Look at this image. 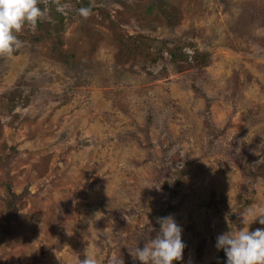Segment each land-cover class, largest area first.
Segmentation results:
<instances>
[{"label":"rangeland","instance_id":"374dc122","mask_svg":"<svg viewBox=\"0 0 264 264\" xmlns=\"http://www.w3.org/2000/svg\"><path fill=\"white\" fill-rule=\"evenodd\" d=\"M38 6L0 55V264H141L167 215L173 264H223L264 209V0Z\"/></svg>","mask_w":264,"mask_h":264},{"label":"clouds","instance_id":"9594fccd","mask_svg":"<svg viewBox=\"0 0 264 264\" xmlns=\"http://www.w3.org/2000/svg\"><path fill=\"white\" fill-rule=\"evenodd\" d=\"M39 0H0V55H11L22 46L16 35L27 24L35 28L38 21L45 19L46 9L38 6ZM81 16L90 14L89 8H80ZM264 225V209L249 208L240 217L241 227L229 229L216 237L215 247L223 250L225 264H264V228L249 230L256 221ZM159 230L144 246L136 247L131 256L141 264H173L181 261L185 244L182 227L172 215L157 218ZM78 264H97L93 254L85 252Z\"/></svg>","mask_w":264,"mask_h":264},{"label":"trees","instance_id":"16d2710c","mask_svg":"<svg viewBox=\"0 0 264 264\" xmlns=\"http://www.w3.org/2000/svg\"><path fill=\"white\" fill-rule=\"evenodd\" d=\"M242 225L240 224L239 227H241ZM158 226L156 227V230H157ZM220 252V255H219V259L220 261L225 264L226 262V256H225V253L223 252V250H219Z\"/></svg>","mask_w":264,"mask_h":264}]
</instances>
